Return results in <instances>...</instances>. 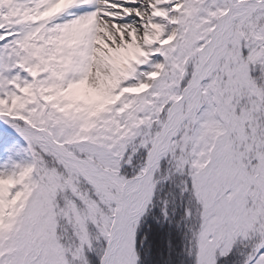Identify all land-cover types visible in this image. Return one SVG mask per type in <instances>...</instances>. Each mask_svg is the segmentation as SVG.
Masks as SVG:
<instances>
[{"label":"snow or ice","instance_id":"snow-or-ice-1","mask_svg":"<svg viewBox=\"0 0 264 264\" xmlns=\"http://www.w3.org/2000/svg\"><path fill=\"white\" fill-rule=\"evenodd\" d=\"M0 264H264V0H0Z\"/></svg>","mask_w":264,"mask_h":264}]
</instances>
